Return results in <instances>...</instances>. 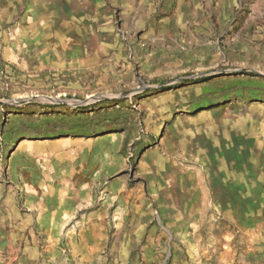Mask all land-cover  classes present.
<instances>
[{
	"label": "rangeland",
	"instance_id": "obj_1",
	"mask_svg": "<svg viewBox=\"0 0 264 264\" xmlns=\"http://www.w3.org/2000/svg\"><path fill=\"white\" fill-rule=\"evenodd\" d=\"M140 8V24L129 27L114 10L110 54L119 62L112 73V59L81 67L67 58L74 50L69 40L81 31L67 24L61 0H0V102L39 98L0 104V210L24 213L27 227L64 231L74 222L65 220L66 212L86 217L100 208L125 210L121 197L104 205L101 189L79 187L86 174L75 173V160L67 168L63 139L120 138L133 171L138 159L151 157V121L140 100L169 87L204 83L195 96L192 87L183 88L193 105L185 114L228 107L264 184V0H148ZM219 79L225 80L212 82ZM97 97L108 99L76 109L42 102ZM139 193L150 199L147 189ZM145 208L156 212L151 199ZM57 238L64 244V235ZM103 238L110 246L141 237Z\"/></svg>",
	"mask_w": 264,
	"mask_h": 264
},
{
	"label": "crops",
	"instance_id": "obj_2",
	"mask_svg": "<svg viewBox=\"0 0 264 264\" xmlns=\"http://www.w3.org/2000/svg\"><path fill=\"white\" fill-rule=\"evenodd\" d=\"M144 2L61 0L67 24L81 31L69 40L74 50L67 58L81 67L112 59L113 73L119 62L110 54L116 43L114 10H120L124 26H138ZM203 85L169 87L140 100L151 121V157L138 159L133 171L120 138L63 139L67 168L75 160V173L86 174L79 187L101 189L98 200L104 205L121 197L126 209L100 208L86 217L66 212L65 220L74 222L64 231L27 227L24 213L0 210V264H264V184L256 177L258 163H250L246 138L234 133L226 105L192 113L198 116L184 113L193 105L183 88L192 87L195 96ZM124 188L129 190L119 194ZM143 188L154 214L145 208L150 199L139 193ZM108 235L141 238L108 246L103 238Z\"/></svg>",
	"mask_w": 264,
	"mask_h": 264
},
{
	"label": "water",
	"instance_id": "obj_3",
	"mask_svg": "<svg viewBox=\"0 0 264 264\" xmlns=\"http://www.w3.org/2000/svg\"><path fill=\"white\" fill-rule=\"evenodd\" d=\"M202 76L203 75L194 76L190 79H196L197 77H202ZM185 80L186 79H183L180 82H184ZM171 85H174V83L169 84V86ZM150 88H154V87H150ZM38 99L39 98H29V99L15 100V101H4V102H0V104L11 105V106H22V105L30 104L35 101H39ZM105 99H108V98L97 97L95 99H90L86 101H76V100H71V99H46V100H42V102L46 104H50V105H63L65 107L76 109V108L88 106L91 103H95L96 101L105 100Z\"/></svg>",
	"mask_w": 264,
	"mask_h": 264
}]
</instances>
